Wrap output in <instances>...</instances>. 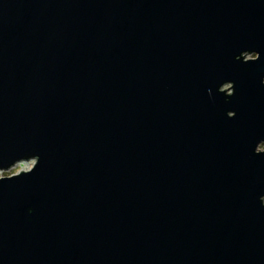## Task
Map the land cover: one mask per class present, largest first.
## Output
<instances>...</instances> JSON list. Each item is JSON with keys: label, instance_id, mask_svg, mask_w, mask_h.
<instances>
[{"label": "water", "instance_id": "95a60500", "mask_svg": "<svg viewBox=\"0 0 264 264\" xmlns=\"http://www.w3.org/2000/svg\"><path fill=\"white\" fill-rule=\"evenodd\" d=\"M262 144L264 0H0V264H264Z\"/></svg>", "mask_w": 264, "mask_h": 264}, {"label": "rangeland", "instance_id": "374dc122", "mask_svg": "<svg viewBox=\"0 0 264 264\" xmlns=\"http://www.w3.org/2000/svg\"><path fill=\"white\" fill-rule=\"evenodd\" d=\"M256 58L255 55L247 56V59H253ZM231 85L225 86L223 89L228 90L229 93H231ZM260 151H264V144H262L259 147ZM34 166V162H26V163H21L15 166L13 169L9 171H0V178H5V177H10L16 174H19L21 172H25L30 170Z\"/></svg>", "mask_w": 264, "mask_h": 264}]
</instances>
